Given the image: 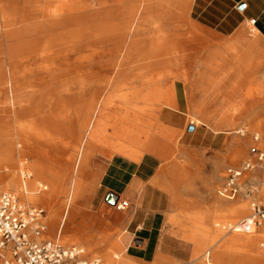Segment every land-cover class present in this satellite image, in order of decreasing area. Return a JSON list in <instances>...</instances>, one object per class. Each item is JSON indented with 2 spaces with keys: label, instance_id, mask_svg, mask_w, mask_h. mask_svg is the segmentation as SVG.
Masks as SVG:
<instances>
[{
  "label": "rangeland",
  "instance_id": "rangeland-1",
  "mask_svg": "<svg viewBox=\"0 0 264 264\" xmlns=\"http://www.w3.org/2000/svg\"><path fill=\"white\" fill-rule=\"evenodd\" d=\"M169 1L180 2V9H172ZM185 1L0 0V71L18 72L20 92L32 95L30 101L12 103L8 100L10 92L0 85V139L4 141L0 153L11 147L17 164L14 171L0 169V190L18 196L13 174L19 180H33L37 189L42 190L45 195H40L37 202L18 198L45 210L47 227L43 239H57L62 245L82 248L83 258L99 259L100 264H106L104 254L117 249L126 256L122 237L131 246H139L136 240H131L127 224L141 205L128 198H121L128 201L127 207L107 203L98 187V174L92 171L96 156L109 158L115 154L105 146L107 143L95 144L81 157L80 182L76 179L75 194L79 187L80 193L74 196L68 173L70 167L76 166L84 130L72 118V111L81 96L84 106L97 103L104 112L107 140L110 132L107 124L116 114L124 113L117 97L134 96L133 102L153 88L163 91V97L173 107H177V97L181 98L185 123L180 130L164 126L159 133L151 131L160 155H154L160 163L157 177L164 186L168 204L163 208L165 219L155 259L138 263L127 258L135 264H153L155 260L159 264H264L250 258L264 260L259 244L252 251H246L244 246L228 251L215 249L209 245L213 234L207 238L200 229L190 230V218L197 212L205 216L209 226L220 229L223 239L233 237L237 243L246 242V235L235 236L221 225L214 226L213 216L228 206L244 203L248 208L249 202H264L260 193L245 197L239 191L227 195L221 191L225 168L246 159L252 135L258 134L264 143V61H248L241 72L229 53L224 54V61L216 57L221 48L211 41L212 35L231 40L244 29L246 40L240 47L245 48L251 40L264 54V39L250 31L251 23L231 36L204 28L191 19L190 7L187 11L182 9ZM175 17L177 25L173 24ZM143 18L147 28L137 38L144 51L132 57L129 68L119 67L118 72L132 29ZM150 22L175 28L181 41L190 30L192 48L176 47L177 56L190 55L186 67L167 64L163 52L157 55L161 45L153 39L157 34L155 23ZM160 69L162 72L153 73L154 78H159L157 81L116 88V76H144L149 70ZM14 82L15 76L10 89ZM172 87L175 92L170 90ZM136 103L157 105L151 96ZM164 107L168 105L160 101L148 111L151 129L160 130L158 123L162 112L167 110ZM189 125L194 126L193 131L187 130ZM249 213L250 208L246 215L228 216L220 224L237 222ZM171 216H175L176 222L168 220Z\"/></svg>",
  "mask_w": 264,
  "mask_h": 264
},
{
  "label": "crops",
  "instance_id": "crops-1",
  "mask_svg": "<svg viewBox=\"0 0 264 264\" xmlns=\"http://www.w3.org/2000/svg\"><path fill=\"white\" fill-rule=\"evenodd\" d=\"M241 4L242 7H239ZM184 6L185 11L190 7L189 14L195 23L221 36H231L240 28L245 27L247 23H250V20H254V23H251L250 31L257 37L264 39V0H186ZM4 8L6 10V5ZM245 38L244 29H240L231 40H221L212 35L211 41L218 45V48H221L216 57L224 61L226 59L224 54L229 53L232 59L239 64L238 70L241 72L248 61L254 59L264 61V54L259 52L258 47L251 40L247 41L245 48L240 47L245 43ZM183 55L177 56V53H174L173 65L180 66ZM210 56L212 58L213 55L210 54ZM216 57L215 59H217ZM189 59L190 55L187 61ZM206 60L208 58L205 59V62ZM253 65L256 64L252 63ZM183 67H186V63L183 64ZM12 73L0 71V85L6 92H10L8 99L10 102H12L10 89ZM14 73L18 83L19 74L18 72ZM173 89L175 92L174 87L170 90L173 91ZM180 100L181 98L177 97V107H164L167 110L162 112L160 123H158L160 132L164 126L176 130H180L184 126L185 117L181 111ZM190 123L194 124L192 120ZM156 131L159 133L158 130ZM151 140L154 141L155 151H141V148L136 146L135 148L139 153L137 159H132L117 151L115 146L105 144L115 154L109 158L96 156L92 163V171L98 174V187L103 192L102 199H105L107 194L114 193L120 200L121 198H128L130 201L139 202L141 205L138 212L133 213L127 224L131 240H136L139 246H131L130 241L125 239L126 237L120 238L126 244V257L135 259L138 263H150L155 259L160 246L161 230L165 219L163 208L168 204L163 190L164 186L160 184V179L157 177V169L160 163L154 155L160 156L158 145L154 139ZM95 144L101 143H93L87 148L85 154ZM79 176L80 163L78 164V183L80 182ZM79 193L80 187L75 197ZM121 215L124 217L123 213ZM170 219L176 222L175 216L168 218V220ZM165 252L167 251L165 250Z\"/></svg>",
  "mask_w": 264,
  "mask_h": 264
},
{
  "label": "bare ground",
  "instance_id": "bare-ground-1",
  "mask_svg": "<svg viewBox=\"0 0 264 264\" xmlns=\"http://www.w3.org/2000/svg\"><path fill=\"white\" fill-rule=\"evenodd\" d=\"M169 2H170L169 6L172 9L174 10L180 9L178 8V4H180V2L178 1H169ZM182 9L184 8L182 7ZM45 14H48V10H45ZM176 20H177L176 17L173 18L174 25L178 24ZM144 21H145L144 18L140 19L138 24L134 26V28L132 29L130 41L128 43V48L126 52L124 53L122 60L119 62L117 66L118 72H121V69H119V67L129 68V66H131L132 64V57L135 54H138L144 51L143 48L141 47L142 46L141 40L137 38V34L147 28V27L146 28L144 27L145 26ZM150 23L152 24L155 23L153 24V26L155 29V33L157 35L154 36L153 39L159 42V44L161 45V48H160L161 52L157 53V55H160V53L163 52L162 54L167 56V57H164V60H166L167 64L171 63L173 65V54L177 53V48H176L177 46L180 48L182 47L184 50L192 48L194 41H193V37L191 35L190 30L187 35V38H185L184 41H181L182 38H181L180 32L177 31L175 28L173 29L171 26L165 27L164 24H162V22H150ZM159 44H158V47L160 46ZM188 57L189 55L187 56L183 55L182 62H181L182 65L187 62ZM157 71L162 72L160 69V70H149L147 71L149 73L145 74L144 76L139 75V76H134V77H129V76L121 77L120 75V78L119 76H116V83H117L116 88L120 89L124 87H130L134 83L138 85H145L150 82L157 81L159 80V78L153 77V73L154 72L157 73ZM14 76L15 74L12 73V79ZM11 90H12L11 92L14 91L13 93H11L12 103H22V102L30 101L32 99V95L30 96V95H27L25 92H20L21 88L19 84L17 83V81L12 83ZM51 95H54V94L52 93ZM148 96H151L153 100L155 99V102L157 103V105L159 104L160 101H163L165 104L172 107L171 102L163 97L164 92L160 90H155L153 88L149 90L148 93L141 95V99L134 100L133 102L132 100L134 99V96H129L127 94L119 95L117 97L119 100L118 105L121 106L124 113L116 114L114 116V119L110 120L109 123L107 124V127L110 130L109 139L107 140L105 139L106 138L105 132L107 131L106 125L105 123H103V121L105 120L103 118L104 112L101 109V107L97 106V103H96V106L94 103L89 106L82 105L83 104L82 96H81V100L75 104V109L72 111V118L75 119L77 122H79V125L81 124L80 126L83 127L84 139L81 142V146L78 147L77 158L75 161L76 166L74 167L75 169L73 167H70L69 173H68L69 179L71 180L72 189L74 190V196H75V190H76V179L78 175V164L80 163L81 157L85 154L87 147L89 145H92L93 143H98V142L107 143L109 145L115 146L117 151L129 156L132 159H137L139 156V153L137 149L135 148L136 146L140 147L141 151H148V152L155 151L156 148L153 143L154 141L151 140V135H150V131L153 130L151 129L152 123L147 120V115H148V111L150 110V108L154 106L156 108L157 105L146 106V105H141V104L136 103L137 101H139V103L143 102V100L145 101V98ZM98 103H100V105L103 104L100 100ZM64 116H65V113L63 112V117ZM55 124L58 125V123H55ZM155 130L160 131L159 129H155ZM3 144H4V141L0 139V149L2 148ZM7 148L8 149L4 152V154L0 153V169L2 170L8 169V170L14 171L17 165L16 160L14 159V152L11 147H7ZM48 169L50 171V168ZM52 171L51 173H53L54 175V172ZM12 178L15 183L14 185L17 188V194L20 198H22V200L28 201V202H37L40 200V195H45L42 192V190L37 189L33 180H30V181L29 180L27 181L19 180L15 174H13ZM73 190H72V196H73ZM110 194L113 200H117L113 206L119 205L122 200H120L114 193H110ZM260 195L264 197V187L261 188ZM249 208H250V202L248 203V208L246 207V204L244 203H240L234 206H228L222 211H220L218 215L213 216L214 217L213 224L214 226L221 225L222 227L223 225L220 224V222L224 218L228 216L233 218V217H238L240 215H246L247 211H249ZM65 218H66V213L63 218L64 222H65ZM190 219H191V225H190L191 231L194 230L198 232L199 231L198 229H200L201 231L200 233L205 235L207 238H211V234H213L212 238L210 239L211 242L209 243V245L217 247L215 249L220 248V249H226L228 251V250H232L236 248H242V246H244L245 247L244 249L246 251H252L254 250V247L256 246V244H259L261 237L264 236L262 235V231H264V228L255 230L253 233H250V234L233 232L235 236L236 235H242V236L246 235V237L248 238L246 242L237 243V241H234L233 237L226 239V240L223 239V236H220V229L209 226V224L206 223L205 216H200V213H197V212L193 213ZM62 228H63V225H62ZM62 228H61V231H62ZM217 242H222V243L220 245H217ZM102 258L106 264H135L131 262L125 255H123V253H121L118 249L114 253L104 254ZM250 258L254 259L257 262L264 263V260L259 259L256 256H250ZM153 264H159V263L157 262V260H155Z\"/></svg>",
  "mask_w": 264,
  "mask_h": 264
},
{
  "label": "built area",
  "instance_id": "built-area-1",
  "mask_svg": "<svg viewBox=\"0 0 264 264\" xmlns=\"http://www.w3.org/2000/svg\"><path fill=\"white\" fill-rule=\"evenodd\" d=\"M262 185L264 143L258 134H253L246 159L225 168L221 191L225 195L239 191L245 197H256ZM120 205L127 207L128 201L122 200ZM44 218L43 208L25 204L15 193L0 190V264H100L99 259L83 258L82 248L62 245L57 239H43L47 227ZM222 228L246 234L264 228V202L252 201L247 216ZM259 247L264 251V236Z\"/></svg>",
  "mask_w": 264,
  "mask_h": 264
},
{
  "label": "water",
  "instance_id": "water-1",
  "mask_svg": "<svg viewBox=\"0 0 264 264\" xmlns=\"http://www.w3.org/2000/svg\"><path fill=\"white\" fill-rule=\"evenodd\" d=\"M239 7H242V4H241ZM187 130H188V131H193V130H194V126L189 125V126L187 127ZM105 201H106L107 203L111 204V205L115 204V200L112 199L110 193L107 194V196L105 197Z\"/></svg>",
  "mask_w": 264,
  "mask_h": 264
}]
</instances>
